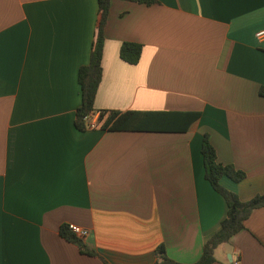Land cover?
I'll return each mask as SVG.
<instances>
[{"label": "crops", "instance_id": "1", "mask_svg": "<svg viewBox=\"0 0 264 264\" xmlns=\"http://www.w3.org/2000/svg\"><path fill=\"white\" fill-rule=\"evenodd\" d=\"M97 0H0V264L195 262L226 214L203 135L240 200L264 193V0H110L94 110L198 112L185 130L74 125ZM123 41L142 45L132 64ZM77 224L89 253L63 238ZM264 264V207L210 264Z\"/></svg>", "mask_w": 264, "mask_h": 264}, {"label": "trees", "instance_id": "2", "mask_svg": "<svg viewBox=\"0 0 264 264\" xmlns=\"http://www.w3.org/2000/svg\"><path fill=\"white\" fill-rule=\"evenodd\" d=\"M139 3L153 4L157 0H131ZM110 0H97L98 23L94 40L90 49L88 63L78 69L77 79L80 88V105L76 109L74 125L79 130L86 128L84 116L94 110V97L100 81L102 67L103 29L108 14ZM142 45L138 42L123 41L119 46V56L128 63H136L141 54ZM258 93L264 96V86ZM97 125L109 130H185L196 118L198 112H156V111H119L100 109ZM201 155L204 166V176L212 189L225 201L226 214L220 226L202 245L200 257L192 263H181L168 257L160 244L156 248V259L153 264H210L214 261V249L221 243L244 228V221L250 213L259 207H264V193H257L247 200H240L237 194L220 184V177L227 176L234 181L241 180L245 174L231 164H224L216 159L215 149L203 135ZM60 235L75 243L81 252L89 253L81 238L76 237L65 224L59 227ZM107 264V263H105Z\"/></svg>", "mask_w": 264, "mask_h": 264}, {"label": "built area", "instance_id": "3", "mask_svg": "<svg viewBox=\"0 0 264 264\" xmlns=\"http://www.w3.org/2000/svg\"><path fill=\"white\" fill-rule=\"evenodd\" d=\"M254 36L259 42L263 43L264 45V27L255 31ZM98 114H99L98 111H91L84 116V121L87 128H92L97 125L96 121ZM65 225L67 226V229L71 231L78 238H83L87 234V230L77 224L66 223Z\"/></svg>", "mask_w": 264, "mask_h": 264}, {"label": "water", "instance_id": "4", "mask_svg": "<svg viewBox=\"0 0 264 264\" xmlns=\"http://www.w3.org/2000/svg\"><path fill=\"white\" fill-rule=\"evenodd\" d=\"M227 257H228V259L230 261V264H232V262H231V256L228 254Z\"/></svg>", "mask_w": 264, "mask_h": 264}]
</instances>
